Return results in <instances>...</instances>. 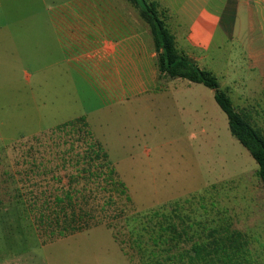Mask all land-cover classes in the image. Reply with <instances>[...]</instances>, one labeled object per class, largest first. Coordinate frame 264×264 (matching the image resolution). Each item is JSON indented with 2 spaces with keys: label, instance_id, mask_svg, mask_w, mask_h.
<instances>
[{
  "label": "rangeland",
  "instance_id": "374dc122",
  "mask_svg": "<svg viewBox=\"0 0 264 264\" xmlns=\"http://www.w3.org/2000/svg\"><path fill=\"white\" fill-rule=\"evenodd\" d=\"M59 1L7 0L8 27L0 30V37L6 38L5 45L0 47V264H141L121 223L115 230L99 225L47 240L37 221L43 197L36 201L29 197L18 174L12 151L15 142L91 110L87 116L89 125L127 188L132 212L144 214L159 207L168 211L170 204L178 202L184 204L187 212L197 208L196 216L202 213L203 201L212 216L217 209H223L221 215L248 232L253 239L252 248L257 249L262 260L264 185L258 164L232 135L227 115L216 102L213 90L208 89L209 124L204 134L195 133L194 122L178 124L174 109H163L152 102L148 109L134 112L126 107L127 102H114L97 110L99 105H105L92 93L86 94L85 82L80 84L81 102L62 101L57 99V93L55 101L47 85L49 57L44 22L48 18L46 6ZM149 1L159 5V16L167 26L180 32L188 27L196 9L219 10L224 2ZM34 21L39 24L38 43L32 42L31 30L22 27ZM241 22L242 19L238 31ZM223 41L224 35L219 31L207 55L209 69L234 107L264 134V88L244 66L243 46L237 41ZM39 182L46 189L44 179ZM36 192L39 194L40 189Z\"/></svg>",
  "mask_w": 264,
  "mask_h": 264
},
{
  "label": "trees",
  "instance_id": "16d2710c",
  "mask_svg": "<svg viewBox=\"0 0 264 264\" xmlns=\"http://www.w3.org/2000/svg\"><path fill=\"white\" fill-rule=\"evenodd\" d=\"M129 1L151 26L160 76L187 78L213 90L232 135L257 162L264 185V134L234 107L212 71L178 52L175 37L154 1ZM12 151L29 197L34 201L43 197L37 221L49 241L99 225L115 230L121 223L141 264H264V256L260 260L257 249L252 248V236L221 215L223 209L212 216L203 201L202 213L196 216L197 208L187 212L178 202L170 204L168 211L159 207L144 214L132 212L127 188L84 115L21 138ZM41 178L46 189L41 188Z\"/></svg>",
  "mask_w": 264,
  "mask_h": 264
},
{
  "label": "crops",
  "instance_id": "0c3cea01",
  "mask_svg": "<svg viewBox=\"0 0 264 264\" xmlns=\"http://www.w3.org/2000/svg\"><path fill=\"white\" fill-rule=\"evenodd\" d=\"M7 4L0 0V30L8 27ZM46 11V76L54 100L57 93L62 101L81 102L80 84L85 82L86 94L92 93L105 105L97 110L127 102L134 112L148 109L152 102L174 109L180 125L194 122L195 133L208 131L210 88L187 78L160 76L151 26L129 0H60L48 4ZM195 11L183 32L172 31L165 23L178 52L210 71L207 55L222 31L223 43L237 41L243 46L244 66L264 88V0H224L219 10L200 7ZM22 27L31 30L35 43L40 36L38 22ZM17 38L21 42V36ZM5 42L0 37V47ZM91 111L75 118L84 115L90 124Z\"/></svg>",
  "mask_w": 264,
  "mask_h": 264
}]
</instances>
